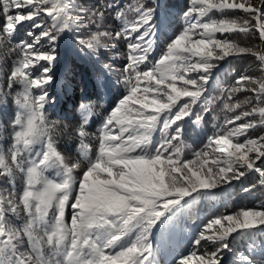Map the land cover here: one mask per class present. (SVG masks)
I'll list each match as a JSON object with an SVG mask.
<instances>
[{
  "label": "snow or ice",
  "instance_id": "6c2138e0",
  "mask_svg": "<svg viewBox=\"0 0 264 264\" xmlns=\"http://www.w3.org/2000/svg\"><path fill=\"white\" fill-rule=\"evenodd\" d=\"M170 7L162 0H105L92 9L73 0H0V48L15 53L0 104L19 86L11 142H0V264H160L191 209L213 190L249 173L264 185V135H249L264 127V78L242 74L221 88L216 77L243 55L255 56L264 71V48L230 38L256 32L264 44V0H189L171 35ZM236 12L243 17L229 16ZM118 41L127 47L124 67L100 65L101 50ZM85 57L97 101L103 89L110 105L93 133L91 97L81 99L79 122L63 125L79 138L82 154L69 163L57 146L59 122L48 116L56 104L49 89L58 66L70 61L74 68ZM114 71L115 83L106 76ZM73 84L65 79L62 87ZM117 85L125 92L113 101ZM241 91L253 93L255 104L252 97L233 102ZM214 105H222L223 120L213 117L215 134L189 159L186 126L202 130ZM256 115L259 121L249 119ZM257 237L264 238V206L214 215L188 240L208 247L170 264H264V239Z\"/></svg>",
  "mask_w": 264,
  "mask_h": 264
},
{
  "label": "trees",
  "instance_id": "16d2710c",
  "mask_svg": "<svg viewBox=\"0 0 264 264\" xmlns=\"http://www.w3.org/2000/svg\"><path fill=\"white\" fill-rule=\"evenodd\" d=\"M123 1V0H122ZM124 2H127L125 0ZM73 3L78 7L92 9L101 6L105 1L103 0H73ZM162 3L170 5V11L173 13L172 26L169 29L168 34L171 35L176 29L182 25L183 20L179 21V17L182 18V13L189 6V0H162ZM230 17H243V13L236 12L230 13ZM41 19L50 23V18L46 14H43ZM106 23L115 26L114 20L111 18H106ZM94 30V29H93ZM87 38V37H85ZM231 39L238 41L242 45L251 46L258 45L260 48H264V44L261 43L259 39V34L254 32V34L244 35L242 33H232ZM115 47H112V51H117L119 48L124 50L123 53H104L100 54L99 64H109L115 69H122L126 64L127 47L126 43L115 42ZM102 51V50H101ZM159 53L153 54V59ZM81 56H84V52H81ZM15 60V53H10L8 47L0 48V72L3 76L0 77V85H3V91H9L7 89V74L10 73L11 67ZM99 66V65H98ZM97 66V67H98ZM227 72L221 70L216 74L217 79L220 81V87L225 88L233 85L238 76L244 74L256 79L264 78V71L261 70L259 61L255 56L243 55L230 60V62L224 66ZM71 69V70H70ZM56 75L58 77L57 83L49 91L52 92L56 104L55 108H48V116L51 121H58L59 128L57 129L58 135H56V141L59 151L65 155L66 160L69 163H75L78 160H82V154L80 150L79 138L74 132L64 131L63 125L68 124L70 128L74 127L80 120V113L78 111L79 104L82 98H84L87 93L91 97V102L93 106V115L91 117L92 123L89 126L90 132H95L99 127L100 122L106 115L104 109L109 108L110 99L109 94L103 89H100L101 99L97 101L96 90L93 85L95 84V74L92 65L87 62V57L85 59H76V66L73 68L71 62L69 61L68 66L64 67L60 65L56 68ZM106 76L111 79L113 83L116 82L119 72H106ZM65 79L74 80L73 88L66 90L62 85L65 83ZM12 95L7 98V104H0V125H2L3 130L0 133V142H3L5 146L11 142V120L14 119L16 112V106L13 103L12 97L15 95L16 91H19V86L15 85L13 87ZM125 89L122 85H117L111 91V100L115 101L121 97V93H124ZM219 93H213V95H218ZM247 97L253 98V105L255 104L254 94L247 91H241L237 93L234 98L235 100H245ZM253 105H246L245 110H250ZM215 110L209 112L205 115V121L203 123V129L197 128L192 129L191 125L186 126V136L184 137L186 147L184 149L185 155L191 159L193 158V153L204 148L207 144V138L215 134V128L213 127L216 121L213 117L219 116L221 122L224 117V112L221 111L222 105H214ZM239 111V110H238ZM231 115V114H229ZM249 119H254L259 121V116H253ZM240 123V122H237ZM249 135L252 138L264 135V127H256L249 130ZM243 139V138H241ZM86 143L90 144L91 151L90 154L94 155L97 147L96 141L94 139L86 140ZM211 163V158L209 159ZM259 164V162H258ZM264 168V164L260 165ZM79 172V170H77ZM52 176L55 174L52 173ZM248 187L249 191H244L243 188ZM221 189L224 190L223 195L215 196L214 194L198 202L192 209L189 216L182 223L181 227L183 232L186 233L191 228H197L202 226L204 222L212 218L214 215L220 214H231L237 212L241 209H261L264 206V185L259 184V175L257 173H249L246 177L241 178L239 181H232L229 185H223L213 192L218 193ZM66 222L71 224V209L66 211ZM198 229V228H197ZM197 229H195L197 231ZM264 239L262 237H257V240ZM207 242H203V246L199 249L189 248L186 245L169 246V249H165L157 257L160 264H170V261L174 257H178L185 252L203 251L207 248ZM165 253V255H163ZM231 259V257H229Z\"/></svg>",
  "mask_w": 264,
  "mask_h": 264
},
{
  "label": "rangeland",
  "instance_id": "374dc122",
  "mask_svg": "<svg viewBox=\"0 0 264 264\" xmlns=\"http://www.w3.org/2000/svg\"><path fill=\"white\" fill-rule=\"evenodd\" d=\"M103 1H105V0H103ZM124 1H125V0H123L122 2H124ZM127 2H128V0H127ZM181 20H182V18L179 17V21H178V22H180ZM180 27H181V26H179V27L176 29V32L179 31ZM118 42H122V44H124L123 41H118ZM108 43H109V47H108L107 49H102V51H101L103 55H104V53H111V52H112V53H117L118 51L121 52V53L124 52V50H123L122 48H119L117 51H112L110 47H111V45H112L113 42H108ZM223 194H224V190H223V189H221L218 193L214 192V195H215V196L223 195ZM200 227H201V226H198V225H197V228H200ZM197 228H191V229H189V231L186 232V233H184V232L182 231V233L179 234V235L176 237V239L173 241L172 246H177V245H182V244H184V245H186V247H189V248H195V247H191V246H189V244H188V240L191 238V236H192L193 234L196 233V230H195V229H197ZM174 242H175V243H174ZM194 251H196V250H194ZM185 253H188V251L185 252ZM193 259H195V257H194Z\"/></svg>",
  "mask_w": 264,
  "mask_h": 264
}]
</instances>
